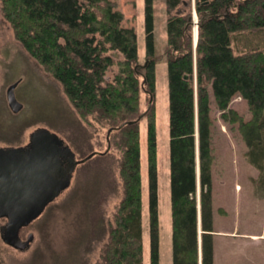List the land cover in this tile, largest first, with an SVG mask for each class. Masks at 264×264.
<instances>
[{"label":"trees","instance_id":"trees-1","mask_svg":"<svg viewBox=\"0 0 264 264\" xmlns=\"http://www.w3.org/2000/svg\"><path fill=\"white\" fill-rule=\"evenodd\" d=\"M145 1L146 60L141 62L135 28L124 25L115 0H2L16 38L62 84L81 118L93 116L112 129L109 136L121 152L122 198L96 264H143V112L148 118L150 264H160L154 16L153 0ZM185 1L187 10L174 12ZM166 3L173 264H214L211 90L223 119L229 112L240 122L249 161L264 174V48L236 52L233 47V35L264 28V0H195L198 25L191 20L192 0ZM110 50L123 57L117 60ZM115 65L118 71L108 80L106 72ZM143 92L147 107L141 112ZM235 95L247 101L249 120L229 109ZM126 121L133 122L115 128Z\"/></svg>","mask_w":264,"mask_h":264},{"label":"rangeland","instance_id":"rangeland-1","mask_svg":"<svg viewBox=\"0 0 264 264\" xmlns=\"http://www.w3.org/2000/svg\"><path fill=\"white\" fill-rule=\"evenodd\" d=\"M115 1L124 13V25L135 28L139 59L144 62L146 1ZM187 6L185 1L174 12H184ZM153 16L159 257L160 264H173L166 0H153ZM192 16L196 25L199 16L194 0ZM193 28L195 45L196 26ZM233 36L236 52L264 48V28ZM108 53L117 60L123 57L119 51L110 50ZM117 71L116 65L110 67L106 78L113 79ZM16 81H19L16 96L23 103L19 112L10 108L7 99V89ZM146 107L147 96L143 92L141 112ZM211 107L214 264H264V174L249 161L240 122L231 120L229 112V119H223L212 90ZM230 108L238 111L243 120L252 116L247 101L240 95L232 98ZM40 127L57 133L75 152L77 160H82L93 151L104 153L78 163L71 185L48 204L37 219L22 229L23 239H27L30 233L34 236L28 248H16L3 241L1 227L7 220L0 218V264H96L102 245L107 240L106 227L113 221L122 198L119 174L121 152L111 141L109 127L93 116H89L88 120L81 118L62 84L16 38L0 0V148L27 144L31 133ZM147 130L148 118L143 116L140 119L143 264H150ZM109 142L110 147L106 151ZM199 179L197 177L198 202ZM198 226L201 234L200 215Z\"/></svg>","mask_w":264,"mask_h":264},{"label":"water","instance_id":"water-1","mask_svg":"<svg viewBox=\"0 0 264 264\" xmlns=\"http://www.w3.org/2000/svg\"><path fill=\"white\" fill-rule=\"evenodd\" d=\"M191 20L195 22L193 16ZM196 23L198 25V21ZM185 78H188V74ZM18 83H12L7 89L8 103L14 112H19L23 107L15 92ZM128 122L133 121H126L115 128H121ZM111 131L110 128L108 134ZM109 147L110 142L106 151ZM100 153L104 152L93 151L82 160H77L70 146L57 133L44 127L35 129L27 144L0 148V218L7 220L1 227L3 241L20 249L29 247L34 236L30 233L22 241L21 230L37 219L47 205L71 185L78 163ZM199 160L197 154V164ZM200 232L203 230L200 229Z\"/></svg>","mask_w":264,"mask_h":264},{"label":"bare ground","instance_id":"bare-ground-1","mask_svg":"<svg viewBox=\"0 0 264 264\" xmlns=\"http://www.w3.org/2000/svg\"><path fill=\"white\" fill-rule=\"evenodd\" d=\"M195 1V0H194ZM198 145V144H197ZM197 149H198V146H197ZM198 171H197V177H199V174H200V171H199V166H198ZM199 184H200V179H199ZM198 205H199V212H200V196H199V202H198ZM199 215H200V213H199ZM201 218V217H200ZM200 223H201V221H200Z\"/></svg>","mask_w":264,"mask_h":264},{"label":"flooded vegetation","instance_id":"flooded-vegetation-1","mask_svg":"<svg viewBox=\"0 0 264 264\" xmlns=\"http://www.w3.org/2000/svg\"><path fill=\"white\" fill-rule=\"evenodd\" d=\"M3 226H4V225H2V227H3ZM21 231H22V230H21ZM20 236H21V232H20ZM28 236H29V235H28ZM27 238H28V237H27ZM21 240H22V241H25L26 239H23L22 236H21ZM22 241H21V242H22ZM29 246H30V245H29ZM13 247H14V246H13ZM27 248H28V247H27Z\"/></svg>","mask_w":264,"mask_h":264}]
</instances>
